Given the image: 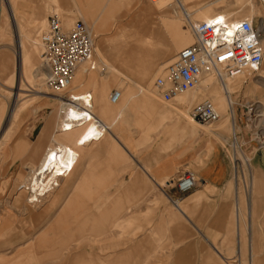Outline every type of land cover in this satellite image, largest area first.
<instances>
[{
	"label": "crops",
	"instance_id": "obj_1",
	"mask_svg": "<svg viewBox=\"0 0 264 264\" xmlns=\"http://www.w3.org/2000/svg\"><path fill=\"white\" fill-rule=\"evenodd\" d=\"M63 1L65 8L59 6V2L55 3L65 11L64 17L60 14L66 20V26L73 19H80L86 27L90 24L94 28L95 54L92 61L101 71L89 70V63L82 65L74 75L72 90L76 94H92L91 115L101 125L93 126L95 122L92 120L67 133L56 131L52 121L41 127L33 140L30 154L33 164L28 172L34 169L27 184L30 192L27 202L37 203L39 195L51 187L49 183L61 176L60 172L57 178H52L53 171L41 173L38 168L42 166L45 152L50 147L49 140H65L76 151L78 158L68 174H62L58 185L51 187L58 188L54 206L65 192L69 195L60 203L50 228H63L67 221L75 220L77 212H81L82 233L79 227L76 228L70 242H79L82 236L83 252L76 253L75 260L69 264H79L83 256L84 264H219L221 253L215 247L216 238L219 237L218 245H223L226 253L232 251L229 243L233 239V228L226 199L231 177L230 164L222 147L217 143L214 145L205 136L201 137L203 129L198 127L199 124L178 112H186V107H191L194 102L211 100L212 96L193 100L192 93L197 88L201 89L200 85L189 91L183 105H176L175 102L162 105L160 100L164 101L160 95L157 93L160 100L154 97L153 81L163 71L165 60L172 59L186 46L179 34L173 35L174 31L170 29L175 19L161 12L164 16L162 22H167L162 24L161 29L153 14L140 19L135 16L119 29V42L111 46L104 38L97 39L99 26L96 21L103 14L104 18H108L123 7L138 6V1L135 6L126 4L128 0H76L74 4L71 1L70 17L68 0ZM187 1L190 8L195 9L192 0ZM39 2L43 9L52 6L51 0ZM211 11L215 14L228 12ZM143 22L150 30L139 28L138 24ZM31 24L32 27L23 28L25 33L33 27H41L35 21ZM182 26L184 31L189 28L184 23ZM152 32L155 41L152 45L131 48L130 41L136 34L146 36ZM112 52L119 54L114 58ZM120 58L134 69L122 68L121 63H116ZM103 71L105 74L101 77L99 73ZM247 76L243 73L234 77L226 82V86L234 90ZM252 79L255 84L264 87V75L259 77L257 73ZM216 83L221 86L216 81L211 89ZM112 86L121 92L116 104H112L111 94L107 98ZM211 89H208L209 92ZM226 94L231 99V93ZM141 108H147L157 117L150 119L147 113H139ZM230 118L233 120L232 116ZM105 126L107 128L103 131ZM100 130L101 135L95 137ZM210 133L215 141L223 139L220 131ZM77 163L79 174L75 173ZM188 171L194 175L196 187L181 197L175 182ZM36 185L38 189L33 192L31 188ZM45 233L44 230L33 237L32 245L40 243ZM254 235L253 232L247 240L252 251ZM41 261L36 264H41Z\"/></svg>",
	"mask_w": 264,
	"mask_h": 264
},
{
	"label": "rangeland",
	"instance_id": "obj_2",
	"mask_svg": "<svg viewBox=\"0 0 264 264\" xmlns=\"http://www.w3.org/2000/svg\"><path fill=\"white\" fill-rule=\"evenodd\" d=\"M137 1L139 2L138 6L135 4V7H123L119 12L113 13L114 16L104 18L105 14H103L96 21L97 26H99V30L96 32L97 39L104 38L110 42L111 46L113 43L119 42L121 35L119 29L123 25H126L135 16L138 19L141 16H151L145 15L142 7L154 6L157 9V13H154L153 17L156 23L161 25V29L167 23L162 22L164 16L161 12L168 13L171 11L168 18H176L177 4L169 6V0L162 4L150 3L147 0H136V3ZM215 1L192 0L195 9L201 4H210L201 12H209L213 15L225 14L229 19L246 15L257 24L258 30L260 29V21L263 20L264 22L263 0H221L216 3ZM55 2H59L60 6L65 8V1L63 0H51L52 6L45 9L42 8L39 0H8L10 8L7 11V1L0 0V56L8 59V63L0 70V264H33L34 262L36 264L39 260H42L41 264H69L75 260L76 253L83 252L82 236L79 242H70L71 236L78 227L82 233L81 212H77L75 220L67 221L64 229L50 228L52 221L59 212L60 203L69 195V192H65L55 206L53 200L58 193V188L48 187L49 189H46L42 194L40 192L37 203H29L26 200L30 193L27 184L32 179L30 178L33 175L31 170L34 169L33 167L28 172L33 164V159L30 157L33 140L37 137L42 124L45 123V126L51 121L52 112L50 108L51 104L55 102L51 97L55 98L57 95L64 97L71 92H69L71 86L68 88V92L63 94L59 90L54 92L46 84L44 85L46 71L42 66L41 52L43 48L40 35L45 29L46 17L49 14L56 11L61 12L64 16L65 12L64 9L57 8L56 10L53 7ZM70 4L71 0H68L69 17L72 13L69 10ZM247 8L248 10L245 11ZM234 9L239 10V12ZM211 10H228V12L215 14ZM34 21L36 24H41V27H33L31 31L25 33L23 28L32 27L33 24L31 23ZM73 21L75 19L69 22V26ZM183 23L185 26L188 25L184 20L180 26ZM187 31L190 34L191 41L189 44H191L194 40L189 28ZM260 35L264 39V30L260 32ZM18 39L23 40V54L30 53V57L33 56L30 59L32 64H35L33 68H30V65L20 68ZM112 54L116 58L119 52H112ZM170 59L165 60L162 69ZM116 63L119 65L121 63L120 66L126 70L127 68L134 69L133 66H127L121 58L117 59ZM34 68L36 69L34 70ZM36 70H39L38 76H36ZM92 71L99 72L101 70L97 67ZM257 71L254 74L246 72L245 74L248 76L241 79L240 87L234 88L231 92L230 101L232 102L234 122L228 115L229 109L226 108L220 113L219 122L201 124L203 126L198 125L203 129L200 133L201 137L205 136L214 145L217 143L222 147L231 169L226 199L229 202L231 227L233 228V239L229 243L232 251L229 254L226 253L223 250V245H218L219 237H217L215 247L220 251L222 258H218L219 264H254L256 262L257 264H264V87L255 84L252 79V76L257 73L259 77L264 75V60ZM104 74V71L99 73L101 77ZM161 74L163 71L158 75ZM215 82L216 80L213 79L208 84L211 86ZM114 89H116L114 86L110 87L107 98ZM213 89L222 91L218 83ZM157 95L156 91L154 97L160 100ZM48 96L50 97L48 98ZM197 102L199 101L193 104ZM160 103L170 105L174 103V99L169 103L160 100ZM54 105L58 109V103ZM248 107L263 109L260 112H263L261 116L253 115V118L256 119L257 117L255 122L258 124L256 127L253 126L250 122L252 120L247 116ZM189 108L186 107V110ZM139 113H147L150 119L157 117L155 114H151L152 112H149L147 108H141ZM12 118L14 119L12 120ZM205 130L209 132L205 133ZM210 131L222 132L223 139L215 141ZM5 133L6 135L3 137ZM46 138L45 136V142ZM50 147L52 146L50 145ZM75 173H78V163ZM254 175L257 178V185L253 189ZM52 178L57 177L52 174ZM26 188L27 190H25ZM44 230L46 233L43 240L32 245V238ZM253 232L255 233L254 253H251L250 244L247 240ZM253 254L256 256L254 257ZM79 264H84V256Z\"/></svg>",
	"mask_w": 264,
	"mask_h": 264
},
{
	"label": "built area",
	"instance_id": "obj_3",
	"mask_svg": "<svg viewBox=\"0 0 264 264\" xmlns=\"http://www.w3.org/2000/svg\"><path fill=\"white\" fill-rule=\"evenodd\" d=\"M193 32L194 42L180 49L163 68L164 75L156 76L153 81L154 89L164 102H170L176 95L197 86L206 74H214L217 79L234 78L246 72H258L263 63L260 32L251 20L230 23L226 16L216 15L194 25ZM40 41L43 44L41 60L46 68L45 84L54 92L64 90L72 82L81 63L89 62V67L95 68L91 59V33L79 19L70 25V29H64L59 14H49ZM119 96V91L112 90V102ZM190 115L200 124L214 123L219 119L209 100L193 104ZM85 117L89 121L93 115ZM93 121L96 126L101 125L97 118ZM195 183L194 175L188 171L177 178L175 187L182 197L196 187Z\"/></svg>",
	"mask_w": 264,
	"mask_h": 264
},
{
	"label": "bare ground",
	"instance_id": "obj_4",
	"mask_svg": "<svg viewBox=\"0 0 264 264\" xmlns=\"http://www.w3.org/2000/svg\"><path fill=\"white\" fill-rule=\"evenodd\" d=\"M71 1H72L73 4L76 3V0H71ZM125 2H126V4H129V6H130V5H134L136 3V0H128V1H125ZM166 2H167V0H161V1L153 2V3L154 4H162V3H166ZM122 4H124V2ZM175 4H177L178 11L176 13V18H175L176 20H175V22L171 23L172 26H171L170 29H171V31H174L173 35L176 34V33L179 34L181 40L186 42V45L189 44L191 40H190V34L188 33L187 29H185L186 31H184L183 30V26L179 27V25H180V23L182 21L185 20L186 24H188V27L190 28V31L192 33V37H193V40H194V32H193V26L194 25H196L197 23H200V21L204 20V19H205L204 21H207V20H209L210 18H212V17H214L216 15H224L225 16V14L213 15L212 13H209V12H201L203 9L207 8L209 6V4H201L197 9H192V8H190V4L188 3L187 0H169L168 1V5L169 6H173ZM54 7L57 10L58 6L56 5V3L54 5ZM142 9H143L144 13H146L145 15H151V14H154V13L157 12V9L154 6H149V7H145V8H142ZM54 12L59 14L62 27H64V29H70V26H66L64 24V20H63L64 16L62 17L60 12H56V11H54ZM170 13H171V11L168 12V14H170ZM244 19H246L248 21L251 20L246 15H243L240 18H236V19H233V18L229 19L228 18L230 23H234V22H237L239 20H244ZM142 20L145 22L144 18ZM144 22L141 25L138 24L139 28L140 29L143 28L145 30H147V29L150 30V28L147 27V25H145ZM65 23H66V20H65ZM89 27H90L91 30L89 29ZM89 27H88V29H89V31L91 33V39H92V43H93L94 35L92 34V31L94 30V28L92 26H90V24H89ZM259 30H260L259 32H262L264 30V22L263 21H260V29ZM148 37H150V39H148ZM260 38H261V35H260ZM18 41H19L18 45H19V49H20V55H19L20 68L22 69L26 65H30V68H33V66H35V64H32V62L30 61V59L33 58V56L30 57V53H28V54L24 53L23 54V48H24L23 40L22 39H18ZM130 42H131V48L133 46V49H136V47H142V46H145V45L146 46H148L150 44L152 45V43L155 42L154 41L153 32H152V34H149V35H146V36H143L142 34H136L135 37ZM161 42H163V41H161ZM261 42H262V45L264 47V39L263 38H261ZM42 48H43V44H42ZM93 54H95V45H94V43H93L92 56H94ZM7 63H8L7 57L0 56V70ZM88 63H81L78 66V68L75 70L74 74H73L72 82L64 90L60 91L61 93L66 94L68 92L67 91L68 88L71 86V89H69V92L70 91L71 92L68 93L67 96L63 97L61 95H57L55 98L53 96L51 97L55 101L54 103L51 104V108H50V111L52 112L51 121H52L53 125H55L56 131L59 130V131L65 132V133L72 132V131H74L73 129H75L76 127L83 126L86 123H88L89 121L93 120V117H91L90 118L91 120L86 121V117H85V115H88V114L91 115V98H92V94L90 92L84 93V94H76L72 90V83H73V80H74V77H75L74 76L75 73L78 71V69L82 65H85V64H88ZM94 63H95V68H96L97 64H96L95 61H94ZM42 66H43V68L46 71V68L43 65V62H42ZM35 69L36 68H34V70ZM88 69L89 70H94V69H91L89 66H88ZM38 71L36 70V76H38ZM161 75H164V73L161 74ZM44 76L46 78V74ZM239 76L240 75L235 76V77H239ZM45 78H44V85H45ZM213 79H215L216 81L220 82V85L222 86L221 87L222 91H219V90L215 91L213 88L211 89V87H210V85L208 83H209V81H213ZM232 79H234V78L217 79L214 74H211V73L210 74H206V75L203 76V78L201 79L200 83L197 86H195V87H193L191 89H187L185 92H182V93L176 95L173 98L174 102H175L176 105H183L184 103H186V98L189 95V91L194 90L195 88L199 87L203 83L201 89L197 88V90L192 93V99L193 100H196V99L200 100V98H202V96H207V97L208 96H212L211 100H209V99H202V100H209L212 103V105H214L215 109L217 110V112L219 114V119H220V113H222L226 108L229 109L228 115L232 116L233 115L232 102L230 101L228 95L226 94L228 92L231 93L232 90H233V88L229 87L228 85L226 86V82L228 80H232ZM208 89H211V92H209ZM116 91H118V90H116ZM120 95H121V92H120ZM49 97L50 96H48V98ZM74 99H76V100H74ZM110 100H111V97H110ZM111 102H112V100H111ZM115 102H112V103H115ZM199 102H201V101H199ZM55 103L56 104L58 103V109L59 110L56 109V107L54 105ZM62 106H63V108H62ZM191 108H192V106L186 112L183 111V110H178V112L181 113V114H186L189 119H191L192 121H195L198 124H200L198 121L194 120L191 117V115H190ZM261 111H263V109L260 108V107H251V108L248 107L247 108V116H248L249 119L252 120L250 122L253 124L254 127H256V125L258 123L255 122L257 117L255 119V117L253 118V115L261 116V114L263 113V112L260 113ZM219 119L216 122H219ZM43 124H42V126H44ZM210 124H212V123H210ZM95 125L96 124L93 123V126H95ZM260 125H261V123H260ZM100 132H102V130H100L98 133H95V135H96L95 137H99L100 136ZM68 141H69V139H68ZM49 142H50L49 146L51 145L52 147H49L46 150L45 156H44L43 161H42V166L40 165L41 167H40V169L38 168V170H40L41 173L42 172L53 171V173L52 172L51 173L53 175H55V177H57L60 172L64 176H66L68 174L67 171L71 169V167L74 165V163L76 162V160L78 158L77 157V153H76L75 150L70 148V146L67 144V142H65V140L64 141L49 140ZM52 161H54V162H52ZM62 174H61V176H62ZM61 176L58 177V179H55L53 182H50L49 185L51 187H56L58 185V181L61 179ZM46 179H47V177L45 178V180ZM253 179H254L253 183L252 182L251 183H252V188L254 189V188H256V185H257V183H256V179L257 178H256L255 175H254ZM37 186L38 185H36V187L33 186L31 188V190L33 192H36L37 191L36 189H38ZM33 201H36V200H33ZM252 252L254 253V250L253 251L251 250V253ZM253 256H254V254H253ZM254 264H257V262L254 263Z\"/></svg>",
	"mask_w": 264,
	"mask_h": 264
}]
</instances>
